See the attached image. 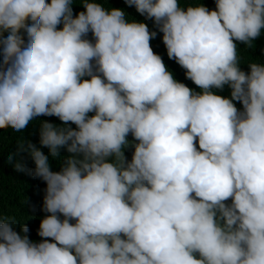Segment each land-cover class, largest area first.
Segmentation results:
<instances>
[{
	"label": "clouds",
	"instance_id": "obj_1",
	"mask_svg": "<svg viewBox=\"0 0 264 264\" xmlns=\"http://www.w3.org/2000/svg\"><path fill=\"white\" fill-rule=\"evenodd\" d=\"M125 3L199 91L123 8L0 0V125L38 121L48 149L23 137L4 160L46 183L38 235L51 238L0 215V264H264V62L246 73L238 54L264 35V0Z\"/></svg>",
	"mask_w": 264,
	"mask_h": 264
},
{
	"label": "trees",
	"instance_id": "obj_2",
	"mask_svg": "<svg viewBox=\"0 0 264 264\" xmlns=\"http://www.w3.org/2000/svg\"><path fill=\"white\" fill-rule=\"evenodd\" d=\"M50 2V0H49ZM97 2L104 3L105 7H119L123 8L129 17L134 18L137 21H143L149 26L152 31H157L156 38L150 41L153 51L160 55L164 60L167 68L173 73L174 78L186 86L199 91L196 85L185 76V70L182 69L174 60H170L167 56L166 47L162 42V33H159L158 29L154 26L153 21L146 20L143 16L136 12L134 7H129L125 0H97ZM182 6H187L189 3L195 2V0H180ZM200 2L209 8L210 10L215 8V0H200ZM85 9L78 4L73 5L74 15ZM62 27V25L58 26ZM22 38V34H21ZM89 39H92L91 33L88 35ZM238 54L241 60V70L246 73L250 71L248 64L250 62H264V35L254 41V45L251 48L238 43ZM86 79L88 77H85ZM231 89L225 86L223 90H217V94L230 97ZM238 109L242 110V104L238 101L234 102ZM90 113L89 115H93ZM38 120L48 121L57 125L62 122L55 116H41ZM34 124H30L24 133H13L7 125H0V215L14 216L22 225L29 228V239L35 242H41L43 239L38 235V229L41 219L50 215L43 211V197L45 195L46 183L39 178L33 177L29 171L18 172L11 165L7 164L4 157L8 152H15L17 150V143L21 142L22 138L26 141H30L37 147H41L39 144V125L38 121H34ZM75 128V125H72ZM128 139L131 141L133 137L129 134ZM41 150L48 155V149L41 147ZM134 148L129 147L125 150V156L130 161ZM66 150L61 149V155H65ZM17 160L21 161L27 170H31L35 167L31 157L27 153H20ZM63 160L57 161L50 157V165L52 171H60ZM61 219L63 217L61 216ZM74 222V221H73ZM14 230L20 231L19 227H15Z\"/></svg>",
	"mask_w": 264,
	"mask_h": 264
}]
</instances>
